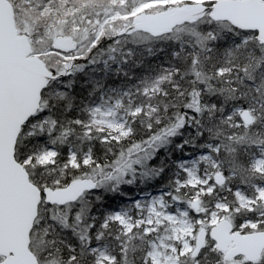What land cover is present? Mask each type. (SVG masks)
Returning a JSON list of instances; mask_svg holds the SVG:
<instances>
[{
	"label": "snow or ice",
	"instance_id": "snow-or-ice-1",
	"mask_svg": "<svg viewBox=\"0 0 264 264\" xmlns=\"http://www.w3.org/2000/svg\"><path fill=\"white\" fill-rule=\"evenodd\" d=\"M0 264H264V0H0Z\"/></svg>",
	"mask_w": 264,
	"mask_h": 264
}]
</instances>
